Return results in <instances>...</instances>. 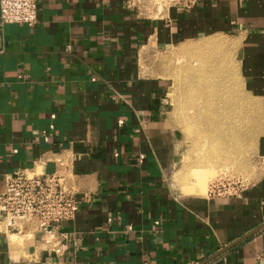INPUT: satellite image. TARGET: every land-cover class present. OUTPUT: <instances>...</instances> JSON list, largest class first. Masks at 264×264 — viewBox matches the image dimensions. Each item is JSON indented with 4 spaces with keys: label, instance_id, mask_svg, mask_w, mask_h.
Wrapping results in <instances>:
<instances>
[{
    "label": "crops",
    "instance_id": "0c3cea01",
    "mask_svg": "<svg viewBox=\"0 0 264 264\" xmlns=\"http://www.w3.org/2000/svg\"><path fill=\"white\" fill-rule=\"evenodd\" d=\"M217 36L261 107L259 176L236 195L177 193L169 63L198 41L224 50ZM200 115L187 128L205 152ZM223 117L209 123L225 151L241 117ZM24 169L66 172L78 208L50 238L31 221L0 230V264H264V0H38L33 26L0 25V191Z\"/></svg>",
    "mask_w": 264,
    "mask_h": 264
},
{
    "label": "rangeland",
    "instance_id": "374dc122",
    "mask_svg": "<svg viewBox=\"0 0 264 264\" xmlns=\"http://www.w3.org/2000/svg\"><path fill=\"white\" fill-rule=\"evenodd\" d=\"M215 39L227 43L226 48L207 46L205 41L194 42L191 45L194 50L178 56L172 54L169 63L172 125L167 132L165 152L170 155L174 151L175 154L170 170L174 172L171 183L177 193L205 196L209 185L214 182L226 188L239 183L245 186L259 176L255 141L261 128V107L241 84L236 61L237 45L227 37L217 36ZM197 80L201 82L197 84ZM204 99L209 100L208 106ZM200 113L206 118L217 113L228 121L240 115L241 133L235 142L229 140L225 151L210 147L206 152H199L192 147L191 127L189 131L187 127L196 124ZM200 128L208 129L206 126ZM173 145L177 147L176 152ZM196 159L199 161L196 167L199 175L188 166ZM201 176L205 178L203 192L197 189Z\"/></svg>",
    "mask_w": 264,
    "mask_h": 264
},
{
    "label": "built area",
    "instance_id": "2783aa9c",
    "mask_svg": "<svg viewBox=\"0 0 264 264\" xmlns=\"http://www.w3.org/2000/svg\"><path fill=\"white\" fill-rule=\"evenodd\" d=\"M126 7L150 3L155 7L191 8L201 0H123ZM38 0H0V25L18 23L33 26L37 21ZM242 184L225 187L209 185L207 195H236ZM78 208L76 190L64 171L43 173L34 169L17 170L7 175L0 191V230L20 233L22 222H34L47 233L63 220L72 219Z\"/></svg>",
    "mask_w": 264,
    "mask_h": 264
},
{
    "label": "bare ground",
    "instance_id": "6f19581e",
    "mask_svg": "<svg viewBox=\"0 0 264 264\" xmlns=\"http://www.w3.org/2000/svg\"><path fill=\"white\" fill-rule=\"evenodd\" d=\"M199 84V83H198ZM204 114V113H203ZM203 114L200 115V118L203 119L207 126L206 125H203L204 127H208V129H205L203 130L202 128H196L197 129V132H195V136L197 139H200L202 142H203V146H207L208 148H212L214 150H219V147L221 146V144L218 142L217 140V134H219V130L213 128L211 126V124L209 123V117L208 119L206 117L203 116ZM206 118V119H205ZM238 128H240V126L238 124H235ZM201 126V127H203ZM233 127H231L232 129ZM230 133H231V130H230ZM237 135V134H236ZM229 137V135H226V139ZM233 139H236V138H233ZM193 140V139H192ZM210 148V149H211ZM197 150L199 152L202 151V145L201 143L199 142V140L197 141ZM197 151V152H198ZM207 150H205L206 152ZM217 152V151H215ZM199 159V158H197ZM196 159V164L199 163V161H197ZM189 166V165H188ZM199 166V165H198ZM197 167V166H196ZM196 167H194V171L193 173H197L198 171L196 170ZM204 173V172H203ZM204 176H201V181L199 182L198 184V190H200L201 192H203L205 190V178L203 179ZM207 178V177H206ZM186 190V189H185Z\"/></svg>",
    "mask_w": 264,
    "mask_h": 264
},
{
    "label": "water",
    "instance_id": "95a60500",
    "mask_svg": "<svg viewBox=\"0 0 264 264\" xmlns=\"http://www.w3.org/2000/svg\"><path fill=\"white\" fill-rule=\"evenodd\" d=\"M264 227V226H263ZM262 228V227H261ZM261 228H258V229H256V230H254V231H252V233H254V232H257L259 229H261ZM252 233H249L248 235H250V234H252Z\"/></svg>",
    "mask_w": 264,
    "mask_h": 264
}]
</instances>
